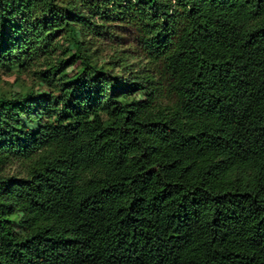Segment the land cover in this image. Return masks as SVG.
Returning <instances> with one entry per match:
<instances>
[{
	"label": "trees",
	"instance_id": "trees-1",
	"mask_svg": "<svg viewBox=\"0 0 264 264\" xmlns=\"http://www.w3.org/2000/svg\"><path fill=\"white\" fill-rule=\"evenodd\" d=\"M43 61L58 95L0 96V264H264V0H0V69Z\"/></svg>",
	"mask_w": 264,
	"mask_h": 264
},
{
	"label": "rangeland",
	"instance_id": "rangeland-1",
	"mask_svg": "<svg viewBox=\"0 0 264 264\" xmlns=\"http://www.w3.org/2000/svg\"><path fill=\"white\" fill-rule=\"evenodd\" d=\"M113 26H117L116 32L120 37L123 38L122 45L124 48H127L130 45L132 47L135 46L132 33L128 29H123L116 23H113ZM59 43L61 46L66 48L67 45L66 43H64V38H61ZM107 45L118 47L119 43L116 41L111 43V41H109L107 42ZM68 58L69 55H63L62 51H57V54L55 55V60H67ZM49 63H51V61H43V64H38L34 67L31 66L23 69L19 68L18 66L10 69H0V96H10L18 93L28 94L31 91L34 92L36 95L48 94L49 92H54L56 95H58L59 91H57L56 84L51 87L49 83L45 82V79L42 77V73L49 68V66H47ZM58 76L59 75H56L55 79H58ZM32 127L34 129H37L38 125L34 123L32 124ZM7 173L11 176L16 175L17 166L7 169ZM17 231H19L18 228Z\"/></svg>",
	"mask_w": 264,
	"mask_h": 264
}]
</instances>
